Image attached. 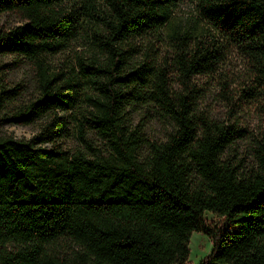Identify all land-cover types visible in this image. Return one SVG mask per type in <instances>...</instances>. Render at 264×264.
Here are the masks:
<instances>
[{"label": "trees", "instance_id": "trees-1", "mask_svg": "<svg viewBox=\"0 0 264 264\" xmlns=\"http://www.w3.org/2000/svg\"><path fill=\"white\" fill-rule=\"evenodd\" d=\"M93 1L0 0V14L22 20L0 25V55L22 56L34 84L21 100L25 84L10 85L0 63V127L42 119L29 138L0 134V264L44 262L64 236L82 248L76 264H190L195 231L213 241L199 264H264V134L253 164L231 155L249 130L202 108L195 82L233 45L254 61L241 94L264 99V0H191L206 24L188 27L173 21L186 0H106L93 52L68 70L53 65L93 22ZM162 30L171 55L148 41L138 60L136 38L159 41ZM150 103L169 125L160 139L134 124Z\"/></svg>", "mask_w": 264, "mask_h": 264}, {"label": "rangeland", "instance_id": "rangeland-1", "mask_svg": "<svg viewBox=\"0 0 264 264\" xmlns=\"http://www.w3.org/2000/svg\"><path fill=\"white\" fill-rule=\"evenodd\" d=\"M81 6V3L79 4ZM109 4L106 0H94L91 7L90 18L92 23L88 22L81 33L69 42L68 46L62 49L58 54L53 55L50 61L53 65L68 70L77 64L78 56H89L93 51L90 46V30L94 26L97 15H103L108 10ZM89 18V20H91ZM205 25L203 18L199 17L196 4L191 0L181 2L174 10V23L179 27H188L195 21ZM20 15L7 12L0 14V25L11 26L20 23ZM162 37L155 39V32L137 37L135 42L141 50L137 53V59L145 58L148 41H151L157 47L158 53L163 56H170L171 49L169 43L171 40L162 30ZM225 54L224 61L219 69L211 75H199L195 82L197 87L201 88L202 98L200 106L208 110L213 116L224 120H237L246 126L249 134L238 140L232 147L230 154H236L238 158H244L248 164H253L254 146L257 137L264 134V99L253 100L241 94V88L251 84L253 78L254 61L237 46L229 45L223 48ZM165 60V58H163ZM0 63H8L2 71L4 77L10 85L24 83V90L21 100L28 99L33 95L34 84L32 82V66L18 55H0ZM179 75H173L175 86L179 84ZM237 100L238 105L231 104V97ZM0 113H2L0 111ZM141 124L145 136L149 140H155L165 137L169 125L155 112V107L150 103L141 105L135 110L134 124ZM42 119H38L30 124H5L0 127V134L14 136L16 138H29L40 130ZM68 143L75 147L79 145L76 138L69 139ZM99 143V141H98ZM209 220H215L214 213L207 212ZM217 220V219H216ZM213 248L212 238L203 232L195 231L190 239V264H199L201 260L208 255ZM82 252V248L72 241L69 237L64 236L54 241L45 248L43 255L44 262H35V264H76V256ZM74 261V262H72Z\"/></svg>", "mask_w": 264, "mask_h": 264}]
</instances>
